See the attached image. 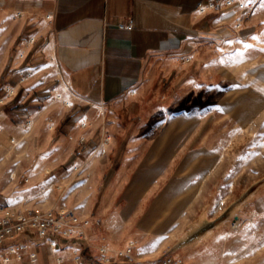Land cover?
<instances>
[{
  "label": "crops",
  "instance_id": "0c3cea01",
  "mask_svg": "<svg viewBox=\"0 0 264 264\" xmlns=\"http://www.w3.org/2000/svg\"><path fill=\"white\" fill-rule=\"evenodd\" d=\"M202 1L0 0L6 47L18 41L22 51L11 70L19 84L9 86L18 90L10 106L20 120L47 114L51 129L50 158L41 160L35 178L68 162L51 181L26 188L32 197L26 204L24 194L17 197V215L75 213L114 264H137L117 257L119 251L137 261L167 254L182 264H264V203L231 218L232 207L217 211L210 202L222 160L213 115L234 107L230 99L205 98L217 81L223 86L264 52L262 6L250 8L264 0L221 3L207 15L198 11ZM233 91L225 89L224 98ZM2 123L8 137L9 123ZM61 178L63 204L53 199ZM79 191L97 194L96 217L78 205ZM7 203L0 195V209ZM77 240L28 231L0 246V264L20 243L42 264H91L84 260L88 241L78 246ZM7 264L27 262L11 255Z\"/></svg>",
  "mask_w": 264,
  "mask_h": 264
},
{
  "label": "rangeland",
  "instance_id": "374dc122",
  "mask_svg": "<svg viewBox=\"0 0 264 264\" xmlns=\"http://www.w3.org/2000/svg\"><path fill=\"white\" fill-rule=\"evenodd\" d=\"M257 5L262 6L259 9L261 10L260 15L263 16L258 21L264 25V3L255 2L250 8L256 9ZM6 46L7 42L0 28V195L7 199V205L12 206L10 209L17 212L18 196L25 195V204L32 198L31 194L27 196L26 188L32 187L36 181H38L37 185L51 181L59 172H63L68 162L59 161L46 178L42 177L38 180L35 178L41 160L50 158L49 150L53 147L48 145L51 129L46 122L47 114L36 117L29 115L23 120L17 118L16 113L19 110L14 105L16 104L14 100L18 90L14 89V94L10 95L11 97L7 96V90L12 91L9 86L14 87L19 84L18 80L15 83L14 73L11 70L15 69L16 59L22 54V51H20L18 41L9 48ZM8 65L10 71L7 72ZM244 68L245 70L241 72L240 69L234 70L233 76L223 86L221 82L217 81L216 89L205 95L207 101L210 97V101L217 104H224V101L230 99L234 107L231 114L217 113L213 115L215 121L218 122L217 128L214 130L217 138L216 149L222 160L218 163L216 172V193L210 199V202L216 201L217 211H224L226 208L232 207L231 212L229 209L231 218L235 211L241 212L242 207L245 211L248 208L252 211L261 201L264 203V52L258 55L254 54L249 59V64ZM220 72L222 74L224 71ZM240 74H244L242 81L239 80ZM29 84L30 82H25L21 84V88ZM228 88L234 90L232 97L224 98V90ZM200 93L202 95L204 91L202 90ZM20 101L21 98L18 102ZM12 103L14 104L10 106ZM64 103L65 101L62 102L63 105ZM7 105H9L8 110L14 113L13 115H7L5 108ZM25 105L28 110L34 109L28 103ZM4 119L10 126L8 137L5 136V128L2 123ZM51 157L54 158V155ZM49 169L51 168H47V170ZM60 180L64 179L61 178L56 182L59 183ZM56 187L58 190L53 199L63 204L65 183L62 181ZM80 193L79 191L76 197L78 205H83L87 212L92 213L91 218L96 217L97 194L84 193L82 196ZM48 196V192H46L45 198ZM83 197H87V199L81 202ZM88 207L90 209H87ZM261 219L263 218L260 217L258 221L261 222ZM238 227L236 221L231 225L232 230H236ZM77 241L78 246L81 245V242ZM94 245L88 237L86 246L89 247V250L84 260H88L91 264H105L102 262L100 254L102 246ZM64 248L62 249L64 250Z\"/></svg>",
  "mask_w": 264,
  "mask_h": 264
},
{
  "label": "built area",
  "instance_id": "2783aa9c",
  "mask_svg": "<svg viewBox=\"0 0 264 264\" xmlns=\"http://www.w3.org/2000/svg\"><path fill=\"white\" fill-rule=\"evenodd\" d=\"M221 3H223L226 8H231L238 4L236 0H203L198 6V11L202 15H207L215 10ZM23 81L24 79L22 78L21 82ZM7 93L13 95L14 89H12V91L8 90ZM0 212L3 213V217H0V246L4 245L7 241L16 239L18 236L28 231L34 233L39 238L57 235L65 239L77 238L82 243H87L88 241V237L83 230V226L87 225V222L82 221L75 213L68 210H52L47 212L33 210L17 215L16 212L9 207H4L0 209ZM53 246L55 247L56 244H53ZM109 253L110 251L106 248L100 249L102 262L105 264H114V258L111 257ZM11 255H14L18 261H26L27 264H42L38 254L36 252H31L29 246L24 243H20L17 247H14L9 253V256L4 258V263L7 264L10 262ZM116 256L130 263L136 262L137 264H182V261L167 254L157 258L139 261L135 260L131 251H119L116 253ZM82 260L80 255L75 259L77 263H83Z\"/></svg>",
  "mask_w": 264,
  "mask_h": 264
},
{
  "label": "snow or ice",
  "instance_id": "6c2138e0",
  "mask_svg": "<svg viewBox=\"0 0 264 264\" xmlns=\"http://www.w3.org/2000/svg\"><path fill=\"white\" fill-rule=\"evenodd\" d=\"M249 2H251V0H249ZM246 6V5H245ZM253 39H256V37H252ZM242 42V41H241ZM244 47H251L250 45L248 44H245Z\"/></svg>",
  "mask_w": 264,
  "mask_h": 264
}]
</instances>
